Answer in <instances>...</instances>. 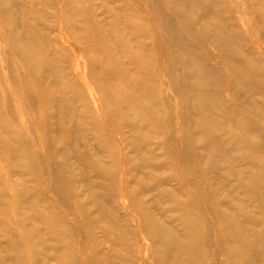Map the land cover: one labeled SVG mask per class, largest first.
I'll return each instance as SVG.
<instances>
[{"label":"bare ground","instance_id":"obj_1","mask_svg":"<svg viewBox=\"0 0 264 264\" xmlns=\"http://www.w3.org/2000/svg\"><path fill=\"white\" fill-rule=\"evenodd\" d=\"M0 264H264V0H0Z\"/></svg>","mask_w":264,"mask_h":264}]
</instances>
